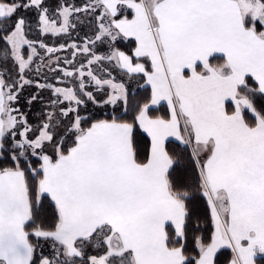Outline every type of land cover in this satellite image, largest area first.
<instances>
[{"label":"snow or ice","instance_id":"6c2138e0","mask_svg":"<svg viewBox=\"0 0 264 264\" xmlns=\"http://www.w3.org/2000/svg\"><path fill=\"white\" fill-rule=\"evenodd\" d=\"M0 264H264V0H0Z\"/></svg>","mask_w":264,"mask_h":264},{"label":"trees","instance_id":"16d2710c","mask_svg":"<svg viewBox=\"0 0 264 264\" xmlns=\"http://www.w3.org/2000/svg\"><path fill=\"white\" fill-rule=\"evenodd\" d=\"M160 114H163V109H161V113Z\"/></svg>","mask_w":264,"mask_h":264},{"label":"rangeland","instance_id":"374dc122","mask_svg":"<svg viewBox=\"0 0 264 264\" xmlns=\"http://www.w3.org/2000/svg\"><path fill=\"white\" fill-rule=\"evenodd\" d=\"M30 38H34V37H31V36H30Z\"/></svg>","mask_w":264,"mask_h":264}]
</instances>
